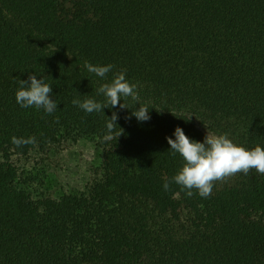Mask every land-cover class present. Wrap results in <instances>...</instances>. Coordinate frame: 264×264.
<instances>
[{
	"label": "trees",
	"instance_id": "1",
	"mask_svg": "<svg viewBox=\"0 0 264 264\" xmlns=\"http://www.w3.org/2000/svg\"><path fill=\"white\" fill-rule=\"evenodd\" d=\"M85 62L114 68L101 79ZM121 69L149 121L129 119V99L72 104L104 102L97 89ZM33 73L52 86L51 114L15 101ZM192 117L264 147V0H0V264H264V175L224 177L207 198L163 189L183 163L166 137L206 136ZM84 137L102 147L99 180L33 199L9 154Z\"/></svg>",
	"mask_w": 264,
	"mask_h": 264
},
{
	"label": "clouds",
	"instance_id": "2",
	"mask_svg": "<svg viewBox=\"0 0 264 264\" xmlns=\"http://www.w3.org/2000/svg\"><path fill=\"white\" fill-rule=\"evenodd\" d=\"M85 68L89 73L106 79L114 66L85 62ZM97 93L104 97V102L87 97L83 100L74 98L72 104L91 114L103 112V109L109 107L127 108L124 100L129 99L133 102L129 119L134 117L138 122H147L151 119L149 110L152 108L141 103L138 84L126 77L125 69L114 72L111 81L101 84ZM15 101L21 108L42 109L47 114L56 111L58 105L52 98V86L46 82L45 76L35 73L29 75L27 80L19 79ZM135 105L139 107L136 108ZM117 120L118 114L113 112L106 124L110 131L117 125ZM166 139L171 153L179 154L183 163L171 180L164 182L165 191L169 190L170 183H174L180 186L187 197L195 194L207 198L213 190L214 182L224 177L237 173L248 175L251 170L264 175V147L260 145L247 148L235 143L226 133L207 134L203 141H197L188 137L179 126L174 129L172 136Z\"/></svg>",
	"mask_w": 264,
	"mask_h": 264
},
{
	"label": "rangeland",
	"instance_id": "3",
	"mask_svg": "<svg viewBox=\"0 0 264 264\" xmlns=\"http://www.w3.org/2000/svg\"><path fill=\"white\" fill-rule=\"evenodd\" d=\"M205 135H214L192 117ZM102 147L94 138L62 140L44 149L34 148L26 155L9 154L16 166L22 187L33 199L57 198L65 193H80L101 176ZM4 159L0 154V162Z\"/></svg>",
	"mask_w": 264,
	"mask_h": 264
}]
</instances>
